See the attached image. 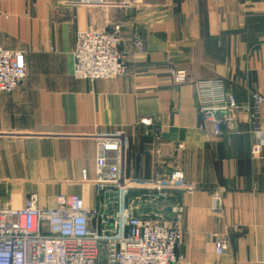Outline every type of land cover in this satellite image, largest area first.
<instances>
[{"label": "crops", "instance_id": "1", "mask_svg": "<svg viewBox=\"0 0 264 264\" xmlns=\"http://www.w3.org/2000/svg\"><path fill=\"white\" fill-rule=\"evenodd\" d=\"M103 1H0V46L21 52L26 67L18 87L0 94V209L21 207L31 194L42 209L58 195H78L86 209L111 212L106 204L102 211L106 198L94 187L93 136L122 132L132 183L183 176L161 193L133 194L180 210L173 221L186 264H264V103L238 111L232 126L213 135L195 92L197 81L219 79L238 106L264 98V0H140L129 8ZM114 25L130 72L76 80L77 33ZM133 33L142 53L130 43ZM167 68L184 71L185 83L174 84ZM217 191L222 211L214 215ZM213 234L226 239L220 256Z\"/></svg>", "mask_w": 264, "mask_h": 264}, {"label": "built area", "instance_id": "2", "mask_svg": "<svg viewBox=\"0 0 264 264\" xmlns=\"http://www.w3.org/2000/svg\"><path fill=\"white\" fill-rule=\"evenodd\" d=\"M80 3L89 7L106 6L103 0H80ZM139 3L140 0H122L108 5L129 8ZM130 43L138 53L143 52L138 33L131 35ZM72 56V74L76 80H108L130 72L118 25L110 30L78 32ZM166 72L174 84L185 83L184 71L167 68ZM25 74L24 55L0 46V94L14 91ZM195 92L198 113L213 135L220 134L223 127L232 126L238 111L248 112L250 108L256 111L264 103V98L254 95L252 107L238 106L219 79L197 81ZM93 140L94 187L98 194H113L112 215L86 209L78 195H58L52 209H42L37 206V195L31 194L21 207L0 209V264H99L102 251L106 264H186L184 258L175 254L180 238L177 226L164 215H156L162 211L157 206L158 196L153 200L147 196L131 197L136 190L161 193L177 187L183 181L182 174L173 171L155 184H134L124 173L126 136L118 132L96 135ZM82 177L85 178L84 173ZM139 197L146 200L142 202ZM164 205L171 209L174 215L171 219L180 212ZM221 211V192L217 191L212 195L210 212L218 215ZM213 239L215 255L220 256L226 240L219 234H213Z\"/></svg>", "mask_w": 264, "mask_h": 264}, {"label": "rangeland", "instance_id": "3", "mask_svg": "<svg viewBox=\"0 0 264 264\" xmlns=\"http://www.w3.org/2000/svg\"><path fill=\"white\" fill-rule=\"evenodd\" d=\"M63 16H65V14H62V17ZM109 193L107 192V193H105V194H98L99 196H101L102 198H106L105 200H104V205L102 206V211H103V209L106 207V206H113V208L114 209H112V211L111 212H99L98 210H96V209H94L95 211H97L98 213H100V214H102V213H104L106 216H109V215H112V213L114 212V210H115V204H114V202H115V200H113V196L112 195H108ZM133 194V193H132ZM132 197V199L133 198H135V197H137V196H135L134 194L131 196ZM102 198H101V200H102ZM140 198V200L143 202L144 200H146V198H143V197H139ZM103 201V200H102ZM105 204H106V206H105ZM160 206V205H159ZM158 206V207H159ZM147 208H151L150 206H146ZM161 208H162V210L163 209H165L164 207H167V206H165V205H163V206H160ZM148 213H150V212H148ZM153 214H156V213H153ZM156 215H160V214H156ZM154 218V217H153ZM155 220H157V219H155ZM171 221H173V220H175V218H173V219H170ZM174 222V221H173ZM174 224L176 225V222H174ZM179 234H180V231H179ZM180 239V238H179ZM226 240V239H225ZM179 242V241H178ZM178 245V244H177ZM225 249H226V247H225ZM224 249V250H225ZM214 250H215V243H214ZM175 254H176V256L178 257L179 255H178V253H177V247H176V250H175ZM215 253V252H214ZM181 257V256H180ZM99 264H106V255H105V253L102 251V253H101V255H100V260H99Z\"/></svg>", "mask_w": 264, "mask_h": 264}, {"label": "water", "instance_id": "4", "mask_svg": "<svg viewBox=\"0 0 264 264\" xmlns=\"http://www.w3.org/2000/svg\"><path fill=\"white\" fill-rule=\"evenodd\" d=\"M151 210L150 209H146V213L150 212ZM159 214H162L164 215L166 218H167V215H168V219L169 218H172L174 215L172 214L171 212V209L170 208H165L163 211L159 212Z\"/></svg>", "mask_w": 264, "mask_h": 264}, {"label": "bare ground", "instance_id": "5", "mask_svg": "<svg viewBox=\"0 0 264 264\" xmlns=\"http://www.w3.org/2000/svg\"><path fill=\"white\" fill-rule=\"evenodd\" d=\"M81 32V31H80ZM72 59H73V56H72ZM72 72H73V69H72ZM120 77V76H119ZM117 78V77H116Z\"/></svg>", "mask_w": 264, "mask_h": 264}]
</instances>
